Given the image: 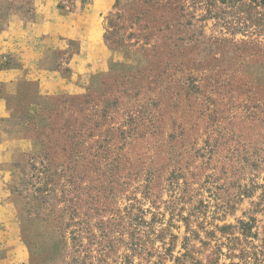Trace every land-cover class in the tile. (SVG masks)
Segmentation results:
<instances>
[{
  "label": "rangeland",
  "instance_id": "obj_1",
  "mask_svg": "<svg viewBox=\"0 0 264 264\" xmlns=\"http://www.w3.org/2000/svg\"><path fill=\"white\" fill-rule=\"evenodd\" d=\"M116 2L83 24L108 56L80 94L6 125L33 264H264V0ZM110 19L126 46L106 41Z\"/></svg>",
  "mask_w": 264,
  "mask_h": 264
},
{
  "label": "crops",
  "instance_id": "obj_2",
  "mask_svg": "<svg viewBox=\"0 0 264 264\" xmlns=\"http://www.w3.org/2000/svg\"><path fill=\"white\" fill-rule=\"evenodd\" d=\"M110 3L90 0L82 8L80 0L73 7L67 0H33L32 12L24 18L0 11V264H33L38 251L37 233L26 239V230L39 223L20 218L12 201V134L6 125L27 122L31 108L43 106L50 95L80 94L85 72L99 70L89 63L97 53L108 56L99 34H85L83 24ZM53 52H63L66 60L49 66L46 60Z\"/></svg>",
  "mask_w": 264,
  "mask_h": 264
},
{
  "label": "trees",
  "instance_id": "obj_3",
  "mask_svg": "<svg viewBox=\"0 0 264 264\" xmlns=\"http://www.w3.org/2000/svg\"><path fill=\"white\" fill-rule=\"evenodd\" d=\"M81 1V4H82V8H85L87 6V4L89 3L90 0H80ZM31 3H32V0H30V4L29 2L26 3V5H30L31 6ZM67 4L69 7H73L74 5V0H67ZM120 4V0H117L116 2V8H119V5ZM65 5H62L61 8H64ZM29 12H31V7H30V10ZM10 14V13H9ZM11 15V14H10ZM120 15H118V20L121 19V17H119ZM117 27H118V24L116 22H114L112 19H110V23H109V27H108V30L106 31V41L107 42H111V43H114L116 45H119V46H126L127 43L125 41H123V39H116L115 38V35L117 34ZM133 36L132 34L129 35V37ZM112 49V48H111ZM113 50V49H112ZM117 67L116 64H112V67L110 69V72L105 75V76H95L92 78L91 80V84H90V89H98V87L102 84V82L110 76V73ZM50 101V97H48L45 101V103L49 102ZM44 106V105H43ZM39 107H42V105L40 104H37L36 106L32 107L31 108V111L29 112L28 116H27V122H21L23 124L25 123H30V121H33L35 120V118H38V117H42V116H49L47 117L48 120H50V113L46 111L42 112L41 111H37ZM24 219V218H22ZM137 222H140L142 223V220H140L139 218H137ZM133 226V224H132ZM241 226L242 228H246L247 225L245 223H241ZM133 229V228H132ZM250 229V228H249ZM131 237H132V246L134 248H137L139 246V237H140V234H137V231L135 229H133V233L131 234Z\"/></svg>",
  "mask_w": 264,
  "mask_h": 264
}]
</instances>
